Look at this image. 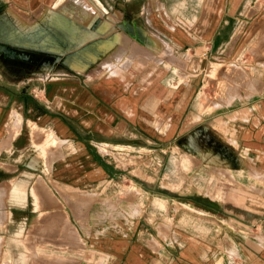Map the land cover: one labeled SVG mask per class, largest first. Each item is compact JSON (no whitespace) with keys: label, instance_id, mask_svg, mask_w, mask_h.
I'll return each instance as SVG.
<instances>
[{"label":"crops","instance_id":"0c3cea01","mask_svg":"<svg viewBox=\"0 0 264 264\" xmlns=\"http://www.w3.org/2000/svg\"><path fill=\"white\" fill-rule=\"evenodd\" d=\"M98 1L108 11L94 3L89 20L118 10L114 29L131 37L87 41L112 46L107 58L79 70L54 53L55 63L14 82L0 73V222L11 239L50 240L22 246L11 263L264 264V0L201 7L197 42L207 40L214 70L235 68L213 99L201 57L192 87L159 81L153 66L142 73L135 44L148 46L145 29L125 6ZM117 49L130 64L115 73Z\"/></svg>","mask_w":264,"mask_h":264},{"label":"rangeland","instance_id":"374dc122","mask_svg":"<svg viewBox=\"0 0 264 264\" xmlns=\"http://www.w3.org/2000/svg\"><path fill=\"white\" fill-rule=\"evenodd\" d=\"M102 1L109 8L112 7V8L122 9V7L125 6L128 11L127 21L134 22L135 24L140 25L148 32L152 31L160 35V37L163 36V38L161 37L163 39L161 41L162 45H160L157 49H153V50L147 48L145 45H142L138 41L136 42L138 43L137 47L139 49L138 51H136V54H138L141 51V55L137 56L136 61L138 60V62L141 63V66L143 67L142 73L147 74L150 70V67L153 66L154 67L153 70H155L156 73L158 74L159 81L162 79L163 82H168L172 84V86L174 88H177L178 90L182 89V87H188V85L192 87L191 85L192 82H190L191 84H188L187 82L188 72H191L193 74L197 73L198 71L197 62L196 64H194L192 61L199 59L201 57L206 61V68L202 70L200 77L204 79L202 82L203 83L202 86L204 87L207 96H210L213 99L214 95L217 92H220L221 90L229 87V83L232 78L231 73L232 71H234L235 68L231 66L230 63H225L221 67H218L216 70H214L213 66L215 63L209 54L210 50L208 49L207 53L205 50V46H206L205 42H207V40L204 41V43H199L197 42L198 39L197 35L194 36L196 34V32L194 31H197L196 27L198 24V18L202 16V14H200L199 11L201 7H203L205 1L206 3H208L209 0H102ZM94 3H96L94 0H59V1L55 0L51 5L44 6L45 3H43V1L37 2L34 0H0L1 16L5 20H7L9 24L12 26V28H14L16 32H18L19 36L23 38V39L22 38L19 39L18 41L19 44L15 41L14 44L11 40L8 41L3 39L0 40V41L8 42L9 44L7 46L11 48V49H3L0 51V73L3 75L4 81L7 83L14 82L16 80V78L14 77L16 76H23L35 71H39L40 68L43 69L45 67L43 64L52 65L53 63H55V59H54L55 52L46 49L45 45L49 46L52 43L54 45H57L58 48L62 47L65 49L68 48L73 49L77 45H80V43H84L86 42V40L89 41L88 39L93 38L96 35L97 36L95 38H106V39L108 38L110 40L116 39L117 37L118 38L125 37L127 39L131 38L129 34L125 32L118 33L117 32L118 30L114 29V23L116 22L117 19L122 17V13L120 14V13L109 12L110 14L105 15V17L107 18L104 19L105 25L101 30L98 31L95 30L90 32H85V31L82 32V30H79L80 32L79 34L81 35L82 33V37H83L82 38L79 36L80 38L75 40V41L79 40L78 41L79 44L73 43L74 40H71L72 42H69V44H67L68 40L70 39L59 33V28H60L59 26L61 25L64 26V25L58 19L62 17L64 13V15H71L77 20L80 19L81 21L80 20L79 21L82 23L84 22L85 25H91L89 20V17H91V15L89 14V12L88 14L86 12L87 9L91 8ZM69 6L78 7L83 11V13L79 14L78 16L70 14L68 13L67 10L68 9L67 7ZM64 10L67 12H64ZM104 11L107 12L108 9L106 8L104 9ZM132 12H137V13L135 14V16H133ZM97 16H100V14L97 13ZM189 26L192 29H190ZM110 30L111 31L114 30V31L111 32ZM189 32L191 33V35L189 34ZM38 33L39 34L41 33L42 36L45 35L43 37L46 39H43V37H41V35H39ZM33 35L36 36V39L34 38ZM52 35L54 37H52ZM30 38L32 39L34 38L36 42L35 41L31 42ZM37 38H40V40ZM51 38L52 41L50 40ZM164 38L169 41L170 47L168 46ZM206 38L208 39V37ZM80 39L81 40L85 39V41L84 40L80 41ZM42 40H43V44H42ZM25 41L26 43H28L29 41L30 47L25 43ZM57 41L59 42L57 43ZM22 42L24 43V46L23 45L19 46ZM193 42H195V44ZM38 43L41 45H39ZM100 43H102V41L98 42V44L96 45L94 44L95 50L93 51L92 49H89L90 51H86V53H84L85 56L87 58L88 57L98 58V56L99 58H101L102 55H105L103 57L107 58L109 54L108 51L110 48H112V46L104 45L105 48H103L104 46H102ZM35 45H38V47L40 46L39 49L41 48L46 52H42L43 54L41 53L39 54V51L29 49V48L38 49L37 46ZM208 47H212L210 43ZM22 48L25 49L26 51L17 50ZM147 50H149L151 53H149V51ZM154 50L155 52H159V53H155L156 56L154 55ZM117 51L118 53H116V57L118 54L120 56V59L114 58L113 69L111 70V71L114 70L115 73L121 72L122 70H124L123 66L127 67L130 64V61L124 62V60L127 59V55L130 53V51H126L127 55L125 56H121L122 53L124 52L123 49L120 50L117 49ZM212 53H216L214 48H212ZM146 57L151 59H147ZM189 60L191 62H189ZM105 63L107 64L109 62H105ZM203 65L204 64L202 63L201 66L203 67ZM60 66H63L60 62L56 63L57 68H61ZM102 70L104 69L102 68ZM104 71H108V69L106 68V70ZM192 79L195 82H197L198 80L197 76H193ZM176 149L181 151L180 147ZM3 176H10V174H6V175L3 174ZM4 191L5 190L0 187V208H1L0 221L5 216V211L2 210V208L5 205L4 199L2 197ZM15 191L19 195L25 193V191L19 188H16ZM19 212H21V210ZM5 231L6 228L4 226V223L0 222V235H3L2 237H0V264H12L11 263L12 261H17L16 259L22 256L21 254L17 253L21 250L22 246H27V248L29 247L31 251L32 249H34L33 251H37V247L39 245L48 247L50 241L39 238H33V239L30 238L25 240L20 238L11 239L8 236V232L5 233ZM8 245L14 248L13 254L6 252ZM37 257H38L37 254H32V253L30 254L31 261L32 259H36Z\"/></svg>","mask_w":264,"mask_h":264},{"label":"bare ground","instance_id":"6f19581e","mask_svg":"<svg viewBox=\"0 0 264 264\" xmlns=\"http://www.w3.org/2000/svg\"><path fill=\"white\" fill-rule=\"evenodd\" d=\"M59 1V0H58ZM95 2H96V5H98L99 7H100V11H103L105 8L102 6V4L98 1V0H94ZM58 3V2H57ZM65 9H67V8H65ZM61 11V10H60ZM65 11V10H64ZM118 12V10L115 12V13H117ZM61 13V12H60ZM117 15V14H116ZM115 15V16H116ZM83 16V15H82ZM114 16V17H115ZM80 17V16H79ZM86 17V16H85ZM60 22H62L63 23V25L64 26H62L61 24V26H59L60 28H59V33H61L63 36H66L67 38H69L70 40H68V42H67V44H69V42H72L71 41V39H78V38H80V37H82V33H81V35L79 34L80 32H79V30H82V32L83 31H85V32H90V31H95V30H101L103 27H104V25H105V23H104V19L103 20H99V21H97V19H95V20H91L92 21V24L91 25H85L84 24V22L82 23V22H80L79 20H77L76 18H74V17H72L71 15H64V13H63V16L62 17H60L59 19H58ZM109 20V19H108ZM86 21V20H85ZM90 21V22H91ZM97 22V26L96 27H93V25H94V23H96ZM53 23V22H52ZM104 23V24H103ZM55 25V24H54ZM130 25V24H129ZM53 27V26H52ZM58 27V26H57ZM52 29V28H51ZM112 29V28H111ZM56 31V30H55ZM111 31V30H110ZM114 31V30H113ZM113 31H111V32H113ZM105 32V31H104ZM52 33V32H51ZM58 33V32H57ZM56 33V34H57ZM140 33H141V35H143V37H145V39H146V41H147V44H148V46H147V48H149V49H157L160 45H162V43H161V41L163 40L161 37H159L158 35H155V34H150L149 32H147V31H145V30H143V29H140ZM37 34V33H36ZM39 34V33H38ZM45 34V33H44ZM46 34H47V32H46ZM39 35H41V33L39 34ZM38 35V36H39ZM54 35V34H53ZM52 35V37H54ZM85 35V34H84ZM90 35V34H89ZM96 35V34H95ZM106 35V34H105ZM34 36V35H33ZM43 36H45V35H43ZM42 35H41V37H43ZM46 36H48V35H46ZM80 36V37H79ZM94 36V35H93ZM92 36V37H93ZM97 36V35H96ZM99 36V35H98ZM102 36V35H101ZM100 36V37H101ZM104 36V35H103ZM32 37V36H31ZM40 37V38H41ZM85 37V36H84ZM22 37L21 36H19V34H18V32H16L15 31V29L14 28H12V26L9 24V22L7 21V20H5L2 16H1V14H0V40H6V41H8V40H11L14 44H15V42H17L18 43V41H19V39H21ZM34 38L36 39V36H34ZM34 38L32 39V38H30L31 40V42L32 41H35L34 40ZM40 38H37V39H39L40 40ZM50 38V37H49ZM48 38V39H49ZM64 38V37H63ZM83 38V37H82ZM86 38V37H85ZM113 38V37H112ZM23 39V38H22ZM43 39H46V38H44L43 37ZM92 39V38H91ZM38 40V41H39ZM51 41H52V38L50 39ZM49 40V41H50ZM82 40H84L85 41V39H82ZM81 39H80V41H82ZM89 40V39H88ZM15 41V42H14ZM21 41H23V40H21ZM27 41V40H26ZM26 41H25V43H26ZM37 41V42H38ZM48 41V40H47ZM53 41H54V39H53ZM79 41V40H78ZM78 41H73L75 44H77L78 43ZM99 41H100V39H99ZM30 42V43H31ZM36 42V41H35ZM34 42V43H35ZM59 41H57V43H58ZM97 42V41H96ZM112 42V41H111ZM16 43V44H17ZM23 43V42H22ZM20 44V45H23L24 46V43L23 44ZM45 43V42H44ZM47 43V42H46ZM50 43V42H49ZM54 43V42H53ZM56 43V42H55ZM56 43V44H57ZM126 43V42H125ZM130 43V42H129ZM146 43V42H145ZM19 44V43H18ZM28 46H29V41H28V43H26ZM25 44V45H26ZM39 44V43H38ZM42 44H43V40H42ZM48 44V43H47ZM60 44V43H59ZM79 44V43H78ZM128 44V43H127ZM135 43H133V45H134ZM26 45V46H27ZM31 45V44H30ZM33 45V44H32ZM39 45H41V44H39ZM45 45V44H44ZM43 45V46H44ZM62 45V44H61ZM60 45V46H61ZM71 45H72V43H71ZM105 45V44H104ZM110 45V44H109ZM124 45V44H123ZM136 46H137V44H135ZM27 46V47H28ZM35 46H37V48L39 49V47H38V45H35ZM68 46H70V45H68ZM67 46V47H68ZM92 45H90L89 43H87V40H86V42H84V43H80V45H77L76 47H74L73 49L71 48V49H65V48H58V46L57 45H54V44H50L49 46L48 45H45V48L46 49H48V50H51V51H54L55 53H61L62 54V58H63V60L66 62V63H68L69 65H71V66H73V67H76V68H78V69H85L87 66H89V64H91V61H89V59L85 56V54L84 53H86V51H90L89 49H92V50H95L94 49V47H91ZM3 45H0V50H2L3 49ZM30 47V46H29ZM33 47V46H32ZM64 47V46H63ZM73 47V46H72ZM133 47V46H132ZM42 48H44V47H42ZM101 48H102V46H101ZM103 48H105V46L103 47ZM140 48V47H139ZM145 48V47H144ZM163 48V47H162ZM41 49V48H40ZM60 49V50H59ZM61 49H63V50H61ZM102 50V49H101ZM105 50V49H104ZM107 50V49H106ZM158 50H160V49H158ZM147 51H149V50H147ZM157 51V50H156ZM102 52V51H101ZM104 52V51H103ZM149 53H151L150 51H149ZM150 55V54H149ZM99 57V56H98ZM97 59V58H96ZM94 61V60H93ZM92 61V62H93ZM95 63V62H94ZM91 66V65H90ZM87 69V68H86ZM86 71V70H85ZM36 195H38V194H36ZM39 201V200H38ZM35 238V237H34ZM33 239V238H32Z\"/></svg>","mask_w":264,"mask_h":264},{"label":"water","instance_id":"95a60500","mask_svg":"<svg viewBox=\"0 0 264 264\" xmlns=\"http://www.w3.org/2000/svg\"><path fill=\"white\" fill-rule=\"evenodd\" d=\"M3 44V43H2Z\"/></svg>","mask_w":264,"mask_h":264}]
</instances>
